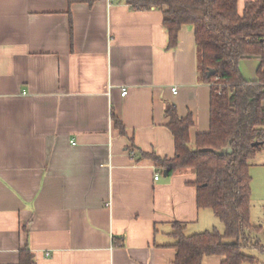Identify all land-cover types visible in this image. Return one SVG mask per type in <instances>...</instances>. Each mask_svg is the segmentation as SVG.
<instances>
[{"label":"crops","instance_id":"crops-1","mask_svg":"<svg viewBox=\"0 0 264 264\" xmlns=\"http://www.w3.org/2000/svg\"><path fill=\"white\" fill-rule=\"evenodd\" d=\"M258 64L238 67L254 80ZM209 97L193 26L181 25L167 49L157 8L0 0V264H17L23 248L35 264H169L174 222L184 234L222 223L197 206L192 168L163 175L149 156H174L167 104L191 116L192 145L209 128ZM259 154L251 198L264 200L254 186L264 170H252Z\"/></svg>","mask_w":264,"mask_h":264},{"label":"trees","instance_id":"trees-1","mask_svg":"<svg viewBox=\"0 0 264 264\" xmlns=\"http://www.w3.org/2000/svg\"><path fill=\"white\" fill-rule=\"evenodd\" d=\"M119 1L135 9L161 10L167 49L176 46L181 25H192L199 77L210 85L208 130L198 133L191 145V116L179 117L175 106L167 104L174 156H149L167 174L192 168L197 206L211 209L224 229L184 234L183 224L174 222L175 254L169 264H203L209 255L220 256V264L255 262L257 257L242 248L264 251L263 224L250 220L249 173L251 159L264 149V0H247L241 12L237 0ZM249 57L259 60L254 80L245 79L238 67L241 59ZM211 68L214 73L207 75ZM113 122L124 133L119 119L114 117ZM17 264H35L28 248L19 250Z\"/></svg>","mask_w":264,"mask_h":264},{"label":"rangeland","instance_id":"rangeland-1","mask_svg":"<svg viewBox=\"0 0 264 264\" xmlns=\"http://www.w3.org/2000/svg\"><path fill=\"white\" fill-rule=\"evenodd\" d=\"M264 159V154H259L255 157V159L253 160L254 161V165H253V168L252 170L253 171H256V170H261L263 171L264 168L261 167L264 165V162L261 163V160ZM251 165H252V162H251ZM255 166H260V168H255ZM262 180V181H260ZM263 180H264V176L260 175L259 177V181L256 179V185L255 186V189H258L259 186L262 187L263 189ZM251 207H252V222L253 223H262L263 224V229H264V211H263V205L264 204V200L262 199V196L260 194H257L256 192V195H254L253 198H251ZM223 223H220L218 220L215 221L213 223V225L211 227H209V229L211 228H217L216 226H219V232H223ZM206 230V229H204ZM208 230V229H207ZM203 231V230H201ZM262 236V235H261ZM263 244H264V237H263ZM243 252L245 253H248V254H251V255H254L257 257V260L255 262H252V263H249V262H246L244 264H264V251H261L259 248H256V247H243L242 248Z\"/></svg>","mask_w":264,"mask_h":264},{"label":"built area","instance_id":"built-area-1","mask_svg":"<svg viewBox=\"0 0 264 264\" xmlns=\"http://www.w3.org/2000/svg\"><path fill=\"white\" fill-rule=\"evenodd\" d=\"M172 90H173V92H176V87H173ZM126 93H127V89L125 87H122L121 88V95H125ZM128 153L131 157H134V152L132 150H129ZM158 176H159V174L157 173L154 175V178L157 179Z\"/></svg>","mask_w":264,"mask_h":264},{"label":"water","instance_id":"water-1","mask_svg":"<svg viewBox=\"0 0 264 264\" xmlns=\"http://www.w3.org/2000/svg\"><path fill=\"white\" fill-rule=\"evenodd\" d=\"M212 73H214V69L211 68V69H208V70H207V75H210V74H212ZM166 174H167V171L164 170V171H163V175H166Z\"/></svg>","mask_w":264,"mask_h":264}]
</instances>
